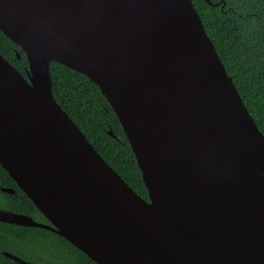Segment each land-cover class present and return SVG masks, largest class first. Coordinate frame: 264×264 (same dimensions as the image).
<instances>
[{"label":"water","instance_id":"95a60500","mask_svg":"<svg viewBox=\"0 0 264 264\" xmlns=\"http://www.w3.org/2000/svg\"><path fill=\"white\" fill-rule=\"evenodd\" d=\"M0 30L29 62L0 52V164L50 224L3 208L1 222L97 264H264V133L193 0H0ZM52 61L99 86L148 199L57 101Z\"/></svg>","mask_w":264,"mask_h":264},{"label":"trees","instance_id":"16d2710c","mask_svg":"<svg viewBox=\"0 0 264 264\" xmlns=\"http://www.w3.org/2000/svg\"><path fill=\"white\" fill-rule=\"evenodd\" d=\"M245 104L264 133V0H193ZM0 52L23 74L29 65L23 49L0 30ZM20 54V58L18 57ZM53 92L60 105L84 131L100 154L143 197L148 190L116 112L99 86L86 75L52 61ZM112 129L114 135L109 133ZM0 205L46 220L33 201L0 164ZM3 251L15 252L35 264H85L89 256L51 230L0 221V264H20Z\"/></svg>","mask_w":264,"mask_h":264},{"label":"flooded vegetation","instance_id":"af4514ba","mask_svg":"<svg viewBox=\"0 0 264 264\" xmlns=\"http://www.w3.org/2000/svg\"><path fill=\"white\" fill-rule=\"evenodd\" d=\"M9 188H12V189H14L15 190V192L14 193H8V194H15L16 193V188H13V187H9ZM0 189H1V187H0ZM4 193H7V192H4ZM0 208H3V209H9V210H11L10 208H6V207H4V206H1L0 205ZM21 213H24V212H21ZM24 214H28V213H24ZM43 214V213H42ZM28 215H30V214H28ZM30 216H32V215H30ZM44 216V215H43ZM33 217V216H32ZM34 218V217H33ZM44 218L46 219V220H40V222H43V223H47V224H50V221L44 216ZM35 219V218H34ZM35 220H37V219H35ZM37 221H39V220H37ZM55 233V232H54ZM3 253H5V255L7 256V257H9L8 255H7V253H10V254H13V255H17V256H19V257H21L22 259H24V260H26V261H28V262H30V263H32V264H35L32 260H29V259H26V258H24V257H22L21 255H19V254H17V253H15V252H11V251H3ZM88 256V255H87ZM9 258H11V257H9ZM14 260V259H13ZM16 261V260H15ZM85 264H91L90 262H88L86 259H85ZM94 261V260H93ZM95 262V261H94ZM96 263V262H95ZM21 264V263H20ZM52 264H54L53 262H52ZM97 264V263H96Z\"/></svg>","mask_w":264,"mask_h":264}]
</instances>
